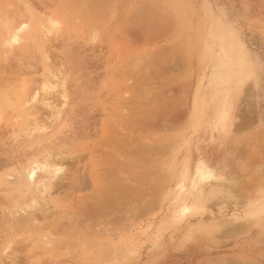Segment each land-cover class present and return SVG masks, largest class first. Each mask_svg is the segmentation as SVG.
Returning a JSON list of instances; mask_svg holds the SVG:
<instances>
[{
    "label": "rangeland",
    "instance_id": "374dc122",
    "mask_svg": "<svg viewBox=\"0 0 264 264\" xmlns=\"http://www.w3.org/2000/svg\"><path fill=\"white\" fill-rule=\"evenodd\" d=\"M29 1L31 17L7 29L13 10L23 8L0 0V54L17 44L8 31L27 53L0 58V68L9 75L29 60L36 69L24 77L39 84L36 36L58 34L51 44L84 71L85 93L62 115L79 136L60 121L47 131L60 126L56 136H78L64 137L77 157L66 176L93 175L90 158L106 145L99 153L112 188L103 221L81 210L84 195L98 204L89 188L53 193L62 205L49 203L51 215L36 225L16 227L7 214L0 264H264V0ZM16 96L10 120L23 106ZM5 127L6 145L26 141L29 125L15 122L18 138L1 121ZM2 199L0 218L11 209ZM30 200L18 207L28 209Z\"/></svg>",
    "mask_w": 264,
    "mask_h": 264
},
{
    "label": "bare ground",
    "instance_id": "6f19581e",
    "mask_svg": "<svg viewBox=\"0 0 264 264\" xmlns=\"http://www.w3.org/2000/svg\"><path fill=\"white\" fill-rule=\"evenodd\" d=\"M16 1L17 4L21 6L23 9L21 11L17 9L13 10L15 12H13V14L11 15V20H10L11 22H9L6 25L7 29H9V26L13 25L15 19L23 18L25 13L28 15V18H30L31 15L34 13V7L31 6L29 0H16ZM4 5L7 8H9L8 7L9 2L6 1ZM4 5L1 8L4 9ZM103 5L105 6V1ZM96 7L100 8V6L98 5ZM103 9L105 8H102V10ZM2 26L5 27V23ZM7 33L11 35V40L16 42L17 44H13L14 46L9 45L10 48L5 53L1 51L0 58H6V55L9 54L11 58L19 59L20 55L22 54L23 55L22 59L25 60L27 56V53L25 51L26 47L24 45L20 46L21 43L19 42L21 41L17 37V33H13L10 31H8ZM131 33H133L132 35L134 36V32ZM29 34L30 36L33 35V33H29ZM57 36H58L57 33H49V32H43V33L41 32V34H37L36 36L37 41L35 42V47H40L38 53H40L42 56V60L40 63L42 72H41L39 84L35 82V80L33 81L29 80V77L27 79H25L24 77V73H26L25 70L34 71L36 69L31 65L29 60L25 61L24 66L20 64L18 65V68H14V67L10 68L9 75L3 74L2 69L0 68V122L4 121L6 123V126L9 125L11 127L14 126L15 122L16 123L18 122L23 125H29L27 129H30L29 131L26 132V136H27L26 141L24 142L18 141L11 145H6L5 144L6 138L4 139L3 137L6 131H8L7 127L0 130V170L5 171V175H6L5 178L4 177L0 178V193H2V197L5 201L10 202L9 205L11 208L8 211H6L7 212L6 214L3 213L5 210L3 208L1 209V213L4 215L0 218L1 219L0 231H2L1 228L3 229V227L5 228L9 224V222L6 220L7 214L11 217V220L16 225V227H21L23 224H30V223L33 225L36 222H39L38 221L39 218L44 219L46 216L51 215L49 212H47L49 210V203H51L52 206L55 208L62 205L61 202H58L56 196L51 197L52 194L56 192L61 193L60 191L64 192L65 190L76 191L85 188L91 189V192L98 197V204L94 203L95 200H93L92 202L90 200H89L90 202L85 201L86 196L84 195L83 196L84 200L79 201L81 202L80 207H82L81 208L82 212L87 213L88 211H92L91 216L90 214L87 215L90 216V218H92L93 220L94 218L96 220H99V218H101L102 221L107 219V216L105 214L106 211L105 208L107 209L108 206L107 204L109 201L107 192H109L110 188L112 187H110L111 185L108 184V180L106 177L108 158L103 153H99L101 151L102 152L107 151V150H103V148H105L106 145L102 148L101 151L94 150V152H96L98 155V156L96 155L98 159H96V157L93 159L94 157L93 155L90 158L91 159L90 170L93 171V175L91 173L90 176H86V174L84 175L81 174V172L80 173L77 172V174L74 175L72 174L73 176L68 175L70 173H68L67 174L68 176H66V173L68 172L67 165L70 164L73 166L74 162L77 163L76 160L77 157L73 155V151H72L74 143L73 146L72 145L70 146V144L67 145V141L69 142V141H73L75 138L77 139L79 133L75 132L76 128L75 129L72 128L73 126L76 125L75 121L70 120V122H68L67 121L68 118H63L64 117L63 113L64 112L67 113V111L69 110L71 111V109H73L72 107H74V105L72 98L74 97V95L76 96L77 93L84 95L85 89L80 83L81 80L83 79L82 74L84 73V71L83 73H80L77 67H75L76 65L74 66L72 62L66 63L59 58L60 54L62 53L63 55L62 57L66 59V56L69 57L70 53H66L64 51L63 53L62 51H58L56 48H53L50 38H53V40H57ZM57 60L59 61L58 65H57ZM2 63L3 60L0 62V67L3 65ZM68 68L70 69L69 71H67ZM16 71L17 73L13 74ZM37 88L39 89L37 90ZM18 94H21L23 96L22 98L23 106L20 108L21 112L17 114V118L10 120L11 118L10 115L7 116L6 114L9 111L13 110L12 108L14 106L12 105L11 101L18 98L16 96ZM59 101H61L60 102L61 104L58 105ZM10 108L11 110L7 111ZM44 110L48 111V114H42ZM74 114H70V115L74 116ZM59 121L63 123L61 124V127L63 125H66L68 131L73 130V132L78 133V136H76V134L73 133L75 137L73 135L70 136V138H67L69 136L64 134L67 137L63 135H61L63 136L61 137L59 135V137H61L59 139V137L56 135H58L57 132L58 133L60 132L59 131L61 129L60 126L59 128L57 127L55 131L56 133L54 134L52 131L51 132L47 131V128L51 127L50 125H52L53 128V124L56 123L59 124ZM47 122H48V126H47ZM78 124L80 126V122ZM40 130L44 132L42 134H37L35 132ZM62 130L61 132H63ZM15 131L13 127L12 128L13 137L18 138L20 134L18 132L16 133ZM61 132L60 134H62ZM68 133L69 132H67V134ZM64 137L67 138V141L66 138ZM62 138H64L65 141ZM76 139L73 142H76ZM62 141L65 142L64 144L67 145L66 147L62 145ZM102 143L105 144L104 140ZM76 144L78 145V143H75V145ZM19 145H22V148L20 149L15 148ZM135 147L137 146L135 145ZM132 149H130L129 151H133ZM75 152H78V150H75ZM106 154L108 153L106 152ZM135 156L136 155L134 154V157ZM93 169L94 170L98 169L97 174L96 173L94 174ZM117 179L118 178H116V180ZM117 181H119L120 183L119 179ZM120 189H117L118 191H116L115 189V192L118 193ZM115 196L117 198L120 195L117 194ZM26 197L31 198L30 200L31 205L29 204L28 209L22 210L18 207L19 205L18 203L20 200ZM67 208L68 209L71 208L70 204L67 205ZM83 218H85V216H83ZM55 221H58V219ZM54 223L55 222H53V224H51L50 226H54ZM71 226H69L68 229L71 230ZM55 227H61L60 223L55 225L54 228ZM68 229H66L67 233H68ZM73 233H71V235ZM2 251L5 252L4 250Z\"/></svg>",
    "mask_w": 264,
    "mask_h": 264
}]
</instances>
